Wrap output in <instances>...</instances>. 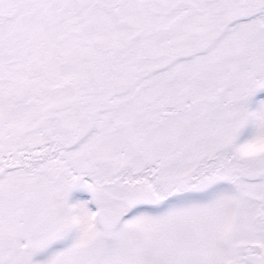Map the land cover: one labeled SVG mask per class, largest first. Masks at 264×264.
Listing matches in <instances>:
<instances>
[{"label":"snow or ice","instance_id":"obj_1","mask_svg":"<svg viewBox=\"0 0 264 264\" xmlns=\"http://www.w3.org/2000/svg\"><path fill=\"white\" fill-rule=\"evenodd\" d=\"M0 264H264V0H0Z\"/></svg>","mask_w":264,"mask_h":264}]
</instances>
